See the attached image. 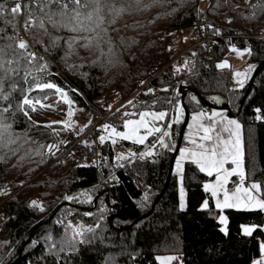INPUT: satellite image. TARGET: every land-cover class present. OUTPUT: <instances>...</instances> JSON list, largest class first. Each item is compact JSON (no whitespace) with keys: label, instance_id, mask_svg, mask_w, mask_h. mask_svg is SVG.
<instances>
[{"label":"trees","instance_id":"obj_1","mask_svg":"<svg viewBox=\"0 0 264 264\" xmlns=\"http://www.w3.org/2000/svg\"><path fill=\"white\" fill-rule=\"evenodd\" d=\"M205 1L201 7L202 0H99L98 4L89 0L81 9L82 23L47 25L46 34L39 29L26 33L18 25L20 36L43 58L38 63L48 66V74L33 71V76L64 89L74 102V115L68 132L60 124L45 126L68 120L69 106L53 90L29 93V86L35 85L33 77L23 79V61L19 76L5 83L11 96L0 100V109H9L0 112V264H159L158 254L171 253L180 256L182 264H252L260 258L264 210L217 208L203 188L208 175L192 161H185L182 172L187 207L179 209L180 183L172 173L165 194L151 214L143 216L167 180L183 124L185 111L174 122L183 97L190 114L203 105L201 97L232 108L242 122L247 181L261 184L264 199V67L240 105L252 71L264 61V36L257 35L264 25V0H232L237 6L229 11L230 0ZM12 4L7 0L5 8ZM203 15L212 27L239 36L217 39L212 46H193L197 42L193 24ZM18 19L22 24L23 17ZM9 20L6 12L0 28L12 35ZM73 26L75 31L70 30ZM232 46L251 50L244 71L247 79H233L228 69L217 67ZM178 54L181 60L172 65ZM242 79L243 87L238 83ZM13 81L15 91L10 87ZM25 94L53 107L37 105L36 111L29 110V119L18 107ZM98 97L105 99V109L124 101L123 116L103 122L117 130L127 117L167 110V124L172 127L165 129L170 135L164 139L169 147L156 143L159 134L143 145L119 139L113 144L102 126L97 142L87 139L65 159L54 161L47 146L59 145L68 133L81 129L87 101ZM126 112L134 115L125 116ZM101 135L106 136L103 143ZM149 150L153 155L141 158ZM121 155L128 158L117 159ZM68 196L75 199H65ZM32 201L43 211L31 206ZM205 201L209 207L201 210ZM221 211L227 216V235L221 231ZM247 225L253 227L251 235L244 234ZM73 227L93 229L85 232L87 242L77 243L75 251L66 243ZM62 247L65 251H60Z\"/></svg>","mask_w":264,"mask_h":264},{"label":"snow or ice","instance_id":"obj_2","mask_svg":"<svg viewBox=\"0 0 264 264\" xmlns=\"http://www.w3.org/2000/svg\"><path fill=\"white\" fill-rule=\"evenodd\" d=\"M92 3H99V0H91ZM5 3L7 0H4L3 3H0V19H4L5 13L11 15L12 20L7 21L13 29V34L8 35L3 28H0V100L7 101L11 96V92L5 90L6 81L12 80L13 77L19 76L21 71V62L25 65V75L23 79L27 82L29 77H33V83L35 87L29 86L28 92L31 91H45L53 90L54 95H58L64 104L69 106L67 112L68 120L66 121H53L51 124L45 125L46 127L51 128L52 124H61L63 127L61 130H68L72 127L71 118L74 115L72 109V104L74 103L68 96V93L60 88L57 84L52 82H38L37 79L33 76V71L38 73H47V64H40L38 61L42 60V57H38L37 54L32 51V45L29 44L27 40L19 34V27H23L26 33H31L33 29L43 30L47 33V25H52L53 27H68L69 25H74L76 22H81V9L87 8L89 5V0H13V4L10 8H5ZM72 5L73 7H69ZM58 9V10H57ZM95 11L99 12L100 9L97 7ZM23 17L22 24L19 19ZM87 19L91 20L92 16L89 13ZM19 25V27H18ZM211 27V26H210ZM70 30L75 31L76 28L73 26ZM231 51L237 53V55H243V52H240L238 49L233 47ZM245 51L248 54H251L250 49ZM227 61L222 62L217 65L219 68L229 67ZM32 69V70H29ZM179 70V69H178ZM252 69H249L251 71ZM237 77L244 76L247 79L246 73L237 72L235 74ZM244 80H239L238 83L241 87L244 86ZM16 81H13L10 85L12 91L16 90ZM75 91V90H73ZM152 90L149 89V92ZM47 99V96H45ZM193 100L196 99L195 96L192 97ZM129 104L132 101L128 102ZM37 105L41 108H51L53 105L44 104L40 100H33L30 94H25L19 103L18 107L20 110L24 111L25 116H29V110L36 111ZM9 109L7 107L0 109V112H7ZM183 107H178L177 112L183 113ZM259 112L260 109H257ZM125 116L134 115L125 113ZM168 116V113L165 111L155 112V111H142L139 113V119L137 120H126L123 127L127 131H117V129L109 124L103 125V129L108 133L107 138L111 139V142L115 144L117 140H131L136 144H145L150 136H157V141L161 147L168 148L169 145L165 143V137L169 136L170 133L165 130L171 128V124H167L164 128L157 126V122L164 121ZM221 113L213 112L210 116H205L204 113H199L192 117L195 122V128L198 133L202 132L203 134L199 137L200 143L197 144L196 139H192V143L197 146L198 151H189L184 149L181 152V159L177 161V173L180 174V189H179V209L183 211L186 207L185 196L186 193L183 187V167L182 161L186 158H190L193 163L198 165L201 172L207 173L208 176L216 174V182L205 184L204 190L206 192H211L212 197H217L219 192L224 189V185L228 182L229 177L237 175L239 176L240 186L237 187L236 191L231 195L229 192L223 190V201L219 199L216 200V207L223 210L224 208H243L245 210H264V199L259 198L258 193L261 192V184L253 182L249 187H244L243 183L246 179L245 170H244V150L243 143L240 135V124L235 120H228L227 125L230 127L223 128V131L229 133V139L221 140L220 136L217 134L214 138L213 133L217 132V125L219 121L216 119L220 117ZM150 118V119H149ZM208 119L211 121L208 125L200 123L203 119ZM29 119L31 117L29 116ZM261 119V117H257ZM180 117L177 116L174 122H179ZM5 128L9 126H3ZM54 134L59 135V130L53 129ZM215 141L214 146H208L205 142ZM101 143L106 140V136L101 135L99 137ZM61 143H64L63 141ZM86 143V142H85ZM222 145L223 150L218 151ZM155 145H153L154 147ZM48 151L55 155L53 149L59 150V145L53 144L48 145ZM135 155V154H132ZM153 152L151 150L146 151L141 154V158L144 156H151ZM126 156H118L117 159H127ZM229 161L235 165L234 168L228 170L224 167ZM243 193V197L239 194ZM255 193V194H254ZM65 199L73 200L74 197L68 196ZM147 199V197H145ZM31 206L40 207L41 211L43 208L36 202L32 201ZM209 207L208 202L205 201L201 210L207 209ZM221 225L225 227L221 228V231L227 235L226 227V217L221 216L219 219ZM71 227V226H69ZM93 229H83L82 227H73L72 235L66 241L71 250H76L77 243L87 242L85 238V232H91ZM245 235H251L253 229L244 228ZM60 251H65V248H61ZM260 251L262 257H264V244L260 245ZM161 259V264H170L171 261L177 259V257L169 256ZM254 264H264V258L255 261Z\"/></svg>","mask_w":264,"mask_h":264},{"label":"built area","instance_id":"obj_3","mask_svg":"<svg viewBox=\"0 0 264 264\" xmlns=\"http://www.w3.org/2000/svg\"><path fill=\"white\" fill-rule=\"evenodd\" d=\"M254 1L256 2L257 0ZM236 6L237 4H234V2L230 0L228 11L232 10ZM210 26L211 25L206 21L204 15L194 21L193 27H195L197 42L195 44H192L193 46L201 45L204 43H206L207 46H212L213 44H215V42L218 41L217 39L228 41L230 40V38L234 39L239 36L237 34L225 33L222 28H214ZM257 35L264 36V25L263 28L260 29V32L257 33ZM31 50L37 54V51H35L34 48H32ZM181 58L182 55L178 54L177 58L171 61V64L178 65ZM87 103L88 107L85 111L86 119L84 121L83 127L79 129L76 133H68L67 136L64 138V143L59 144L58 151L56 149H53V151L55 152V155H53L54 161L65 159L66 156H68L74 150L76 151L77 147L84 143L87 139L93 143L97 142V131H99L100 128L103 126V122L108 117H114L115 120H118L123 116V111H121L120 108L123 105L124 101L112 104L109 109H105L104 103L102 102L101 98L88 100ZM257 116L263 117L262 112H257ZM60 126L63 127L61 124ZM65 131L68 132V130ZM50 154L52 153L50 152ZM244 182L246 183V185L248 184V181L245 180ZM100 183H103L102 179ZM103 185L105 187L106 184L103 183ZM238 185H240V180L239 176L236 175L230 179L227 187H229V190L233 191L237 188L236 186Z\"/></svg>","mask_w":264,"mask_h":264},{"label":"rangeland","instance_id":"obj_4","mask_svg":"<svg viewBox=\"0 0 264 264\" xmlns=\"http://www.w3.org/2000/svg\"><path fill=\"white\" fill-rule=\"evenodd\" d=\"M207 3V1H205V0H202V4H200V6L202 7V5H204V4H206ZM197 37H196V34H195V39H196ZM187 44H188V42H187ZM189 44H190V42H189ZM190 46H192V45H190ZM233 48V46L231 47V49ZM236 49H238L240 52H243L244 54L243 55H237V53H235V52H233V51H231V49H230V51H229V54L227 55V57H225L224 59H222L221 61H220V63H222V62H225V61H227L228 62V64L230 65V63H231V65L229 66V67H226V69H228L229 71H230V74H231V76L233 77V79H235V78H237V76L235 75L237 72H241V73H244V71H245V69H246V61H247V58H248V56H250V54H248V52L247 51H245L246 50V48H244V49H242V48H238V47H235ZM185 50H183L182 51V53L184 52ZM219 63V64H220ZM98 98H100V97H98ZM101 100H102V102L104 103V101H105V99L104 98H101ZM68 110V107H66V111ZM209 110L210 111H214V109H210L209 108ZM147 111V110H146ZM150 111H155V112H160V111H165V112H167V110H150ZM180 113H177V115H176V118H177V116L179 115ZM191 116V118L189 117V123H190V125L191 126H193V125H195V122L193 121V119H192V117L194 116V114H193V116L192 115H190ZM129 119H132V120H137V119H139V115H137L136 117H127L124 121H123V124H124V122L126 121V120H129ZM150 119V118H149ZM228 120H235L237 123H239L240 124V135H241V140H242V143H243V133H242V122L240 121V120H238L237 118H235V116H233V119L232 118H230V119H228ZM227 120V121H228ZM82 122V121H81ZM200 123H203V121H200ZM208 125V124H207ZM157 126H160V127H162V128H164L165 126H166V118H165V120L164 121H160V122H157ZM191 126H189L188 128H186V130H185V137H184V139H183V141H182V144H181V146H180V152L177 154V157H176V159H175V166L173 167V171H172V173H173V175L175 174V176H177V181H178V183H180V174H178L177 173V161H180V159H181V152L184 150V149H186V146H187V143H188V140H190V142L188 143L189 144V148H188V150L189 151H198L199 149L197 148V146L196 145H194L191 141H192V139L193 138H191L192 137V134H191V129H193ZM225 127H230L229 125H227V122H226V124H224V123H222V122H220V124L218 123V125H217V132L216 133H213V135H214V138H215V136L218 134L219 136H220V139L221 140H227V139H229V133L228 132H226V131H223V128H225ZM117 131H121V132H123V131H127L124 127L123 128H121V129H119V130H117ZM67 132V131H66ZM203 133L202 132H200L199 133V136L197 137V138H194V139H196L197 140V144H199L201 141H200V139H199V137L202 135ZM206 143V145H208V146H214L215 145V143H217L216 141H215V139H214V141L213 142H205ZM223 150V147H222V145H221V147L220 148H218V151H222ZM243 150L245 151V146H243ZM185 161H192L190 158H186V159H184L183 161H182V167L184 166V164H185ZM244 164H245V160H244ZM198 166V165H197ZM224 167L226 168V169H228V170H231L232 168H234L235 167V165H233L230 161H229V163H226L225 165H224ZM244 170H245V166H244ZM205 173V172H204ZM206 175H207V173H205ZM172 175V174H171ZM245 175H246V178H247V174L245 173ZM174 176V177H175ZM235 176V175H234ZM234 176H231V177H229V179H228V182L230 181V179L231 178H233ZM209 178L208 179H206L205 181H204V183H203V188H204V185L205 184H210V183H215L216 182V174L214 173L212 176H208ZM246 180V179H245ZM228 182L224 185V189H226L228 192H229V194L231 195L232 193H234L235 192V190H233V191H231V190H229V187H227V185H228ZM253 182H251V181H249V185H246V183L244 182L243 183V186L244 187H249L250 188V186H251V184H252ZM240 186V185H239ZM224 189H222L220 192H219V194H218V196L217 197H213V201H215V203H216V200L217 199H219L220 201H223V190ZM237 189V188H236ZM184 191H185V189H184ZM186 192V191H185ZM211 193V192H210ZM255 194V193H254ZM241 197L243 196V193H240L239 194ZM212 196V195H211ZM238 209H242V208H238ZM220 216H219V219H220V217L221 216H224V217H226L227 218V216H226V214H224L223 213V211H221L220 212V214H219ZM223 227H225V225H222ZM247 228H251V229H253V227H252V225L251 226H246ZM262 244H264V240L262 241V243L260 244V245H262ZM169 256H174V257H177V259H175V260H173V261H171L170 262V264H182V259H181V257L180 256H178V255H175V254H158L157 255V257L158 258H166V257H169ZM262 258H264V257H262V255L260 256V258H258L257 260H255V261H258V260H260V259H262ZM161 260V259H160ZM254 261V262H255ZM253 262V263H254ZM252 263V264H253Z\"/></svg>","mask_w":264,"mask_h":264},{"label":"water","instance_id":"obj_5","mask_svg":"<svg viewBox=\"0 0 264 264\" xmlns=\"http://www.w3.org/2000/svg\"><path fill=\"white\" fill-rule=\"evenodd\" d=\"M182 54V53H181ZM264 67V61L262 62H259L258 63V66L255 68V70L252 71V74L250 76V81L247 85V88H246V91H245V95L244 97H242V99L240 100V105L243 104V102L245 101L246 99V96L249 95L250 93V90H251V87H252V84L254 83L255 81V76L258 74L259 70L262 69ZM181 89V88H180ZM190 90H192L191 88H188ZM196 95L199 96V94L196 92ZM183 98H181V104H182V107L184 108V117H183V124L180 125V129H179V132H178V140L176 141V145H175V151L174 153L172 154V157L170 159V166L168 167V172H167V180H165V184L163 185V188H162V191L158 194V197H156V199L154 200V202L152 203V207H150L149 211L144 214L143 216L146 217L148 216L149 214H151V212L153 211V209L156 207V203H158V201L160 200V198L163 196V194H165L166 192V188L168 186V183H169V179H171V174H172V171H173V167L175 166V159L177 157V154L180 152V146H181V143H182V140L184 139L185 135H184V132H185V129L186 127L189 125V117H190V111L189 109L185 106V104L183 103ZM201 99V102L203 103V105H207V107H210V108H215V109H222L223 111H225L226 115L229 116V117H233L235 116L236 117V114L234 112H232V108L229 107V105L227 103H224L220 106H216V105H213L211 103H209L207 100H204L202 99V97L200 98ZM115 208H118V205L116 204V206H114ZM110 220V223L113 221V215H111L109 218ZM130 226V225H129Z\"/></svg>","mask_w":264,"mask_h":264},{"label":"crops","instance_id":"obj_6","mask_svg":"<svg viewBox=\"0 0 264 264\" xmlns=\"http://www.w3.org/2000/svg\"><path fill=\"white\" fill-rule=\"evenodd\" d=\"M230 65H231V63H230ZM209 108L210 107H207V105L205 106V105H202L201 106V108L197 111V112H193V113H191L190 115H192L193 116V114L194 115H197V114H199V113H204L205 114V116L207 117V116H210L213 112H218V113H221V116L220 117H217L216 119L219 121V124H220V122H222V123H224V124H226V122H227V120L228 119H230V118H232L233 119V117H229V116H227L226 115V113H225V111H223L222 109H215V108H212V109H214V111H210L209 110ZM211 109V108H210ZM190 118H191V116H190ZM236 118V117H235ZM190 120V119H189ZM203 121V124H205V125H207V124H209V123H211V121L210 120H208V119H203L202 120ZM167 122H168V119H166V125H167ZM189 126H191L190 125V123H189V125L186 127V128H188ZM193 129H191V134H192V137L191 138H197L198 136H199V133L196 131V128H195V125H193V126H191ZM186 130V129H185ZM186 133L184 132V135H185ZM186 136V135H185ZM183 141V140H182ZM190 142V140H188V143ZM187 143V146H186V149H188L190 146H189V144ZM182 144V143H181ZM236 176V175H235ZM247 185H249V183L247 184ZM239 186V185H238ZM238 186H236V187H238ZM235 191H236V189H235ZM244 195V194H243ZM256 195H258L259 196V198H261V196H260V193H258V194H256ZM212 197V196H211ZM243 197V196H242ZM262 199V198H261ZM212 200H214L213 199V197H212ZM214 203H215V201H214ZM215 206H216V203H215ZM243 209V208H242ZM262 255V254H261ZM182 259V258H181ZM257 260V259H256ZM159 261V264H161V260L159 259L158 260ZM182 261V260H181ZM253 263V262H252ZM254 264V263H253Z\"/></svg>","mask_w":264,"mask_h":264},{"label":"bare ground","instance_id":"obj_7","mask_svg":"<svg viewBox=\"0 0 264 264\" xmlns=\"http://www.w3.org/2000/svg\"><path fill=\"white\" fill-rule=\"evenodd\" d=\"M246 181H247V178H246Z\"/></svg>","mask_w":264,"mask_h":264}]
</instances>
